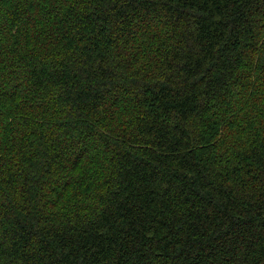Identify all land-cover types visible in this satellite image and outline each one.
Wrapping results in <instances>:
<instances>
[{"label":"trees","instance_id":"1","mask_svg":"<svg viewBox=\"0 0 264 264\" xmlns=\"http://www.w3.org/2000/svg\"><path fill=\"white\" fill-rule=\"evenodd\" d=\"M0 264H264V0H0Z\"/></svg>","mask_w":264,"mask_h":264}]
</instances>
